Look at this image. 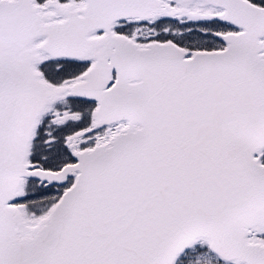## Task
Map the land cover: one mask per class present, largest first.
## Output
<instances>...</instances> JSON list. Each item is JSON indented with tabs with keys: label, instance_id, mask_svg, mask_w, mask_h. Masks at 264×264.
<instances>
[{
	"label": "snow or ice",
	"instance_id": "6c2138e0",
	"mask_svg": "<svg viewBox=\"0 0 264 264\" xmlns=\"http://www.w3.org/2000/svg\"><path fill=\"white\" fill-rule=\"evenodd\" d=\"M0 264H264V0H0Z\"/></svg>",
	"mask_w": 264,
	"mask_h": 264
}]
</instances>
